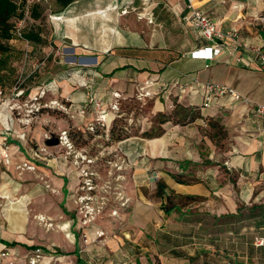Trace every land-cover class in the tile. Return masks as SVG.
I'll use <instances>...</instances> for the list:
<instances>
[{
  "label": "rangeland",
  "instance_id": "374dc122",
  "mask_svg": "<svg viewBox=\"0 0 264 264\" xmlns=\"http://www.w3.org/2000/svg\"><path fill=\"white\" fill-rule=\"evenodd\" d=\"M95 4L91 11L103 12L111 4L120 14L130 10L144 20V0ZM36 5L39 16L32 14ZM25 8L23 31L38 33L41 40L11 38L0 71V238L16 243L0 241V264H79L76 247L89 264H143L135 208L141 203L159 207L156 182L170 180L168 173L179 161L187 170L202 164L228 171L224 130L212 128L205 116L208 111L220 114L212 117L220 121L228 110L204 105L203 92L195 97L197 104H189L178 95L184 81L181 87L172 81L158 84L152 77L144 79V73L131 79L120 73L121 66L110 75L120 55L134 53L109 48L108 38L120 34L119 26L110 33L105 20L83 31L76 23L80 13L62 27L53 17L55 0H27ZM169 13L167 32L176 35L179 29L192 38L191 29L178 27L177 16ZM86 23L93 24L90 18ZM91 36L104 48L93 47ZM175 102L191 106L201 117L179 131L173 119L162 126L161 117L171 114ZM65 132L71 144H47ZM229 180L237 186L235 172ZM179 200L185 214L186 205H194L190 216L176 211L184 222L178 228L188 235V219L205 205ZM208 201L220 206L221 198L212 194ZM200 213L204 218L205 210ZM214 214L206 215L208 229L216 228ZM154 235L165 245L161 234Z\"/></svg>",
  "mask_w": 264,
  "mask_h": 264
},
{
  "label": "crops",
  "instance_id": "0c3cea01",
  "mask_svg": "<svg viewBox=\"0 0 264 264\" xmlns=\"http://www.w3.org/2000/svg\"><path fill=\"white\" fill-rule=\"evenodd\" d=\"M93 1L76 0L59 14L53 12V17L60 20V26L66 27L65 22L74 20V15L82 13L76 23L82 26L83 31L96 28L105 20L109 22L110 33L115 32L119 26L120 34H116L114 40L108 38L109 44H112L109 48L122 46L130 48L126 50L134 53L120 55L121 61L116 62L110 75L118 72L117 67L121 66L120 73L126 72L125 75L131 79L138 73H144V79L152 77L158 82L172 81L180 87L184 81L185 87L181 90L183 94L178 95L191 105L198 103L194 101L195 97L203 92L202 83L207 80L230 85L254 101L264 103V68L237 64L233 57V46L213 59L198 58L192 54L208 42L182 19V13L188 11L189 0H144V20H139L130 10L120 14L111 4L103 12L91 11L98 6L91 5ZM193 4L208 13L220 29L235 27L238 30L235 42L242 44L239 52L246 51V47L251 44L264 51V25L261 20L264 0H193ZM169 12L177 16L178 27L191 29L192 38L179 29L176 35L167 32ZM89 18L92 25L86 23ZM90 39L88 42L93 47L104 48V45L100 47L99 40L95 42L92 36ZM203 94L201 96L204 100ZM216 104L218 110H228V114L220 117L225 132L222 140L228 145L223 164L228 171L210 169L202 164L195 170H187L179 161L173 171L168 173L170 180L158 179L167 184L168 192L173 190L180 195H194L193 201L205 206L204 209L192 212L194 218L188 219L186 226L189 232L185 235L178 228L184 223L183 217L176 213L180 211L185 214L184 205L181 210L174 209L166 213L161 208L162 200L159 207L139 204L133 216L137 223L133 224L137 225L134 229L142 232L136 235L144 248L143 264H264V244H257L258 238L264 239V120L254 116L252 107L229 95L219 97ZM218 115L210 111L205 114L209 118ZM168 122L172 121L167 120L161 125ZM190 123L172 125L179 131V127ZM13 142L21 146L19 141ZM232 172L236 173V187L229 180ZM63 182L67 184V179L63 178ZM212 194L220 196V206H210L212 202L208 200ZM186 206L190 216V209L194 205L189 203ZM203 210L206 212L204 218L199 214ZM209 212L215 213L214 229L206 228V215ZM173 226H177V229ZM156 233L161 234L165 245H160L161 241L154 238ZM0 241L6 244L4 241L7 240L0 238ZM186 245H189V251H184V256L175 254L176 249L182 250ZM94 249L100 253V249ZM74 255L77 258V254ZM79 256L84 259L82 254ZM84 261L89 264L87 260Z\"/></svg>",
  "mask_w": 264,
  "mask_h": 264
},
{
  "label": "built area",
  "instance_id": "2783aa9c",
  "mask_svg": "<svg viewBox=\"0 0 264 264\" xmlns=\"http://www.w3.org/2000/svg\"><path fill=\"white\" fill-rule=\"evenodd\" d=\"M182 19L186 25H189L196 30L198 36L208 42L206 46L194 50L192 52L194 56L203 59H213L222 54L225 50H228L229 47L233 46L235 49L233 57L237 64L250 68H264V51L261 47L251 44L246 47V51L239 52L238 50H241L240 48L242 44L235 42L239 34L238 30L235 27H231L227 30L220 29L217 26V22L208 13L194 6L193 0H189L188 11L182 13ZM261 20L264 25V14L261 15ZM24 21V16L16 21L14 33L19 38H23L24 26L22 24ZM252 53L255 54L257 58H255L256 56L252 55ZM157 83L159 84V82ZM202 86L204 93L203 104L207 107L216 104L219 97L229 95L238 102L243 103L248 107H252L254 116L257 119L264 120V103L254 101L250 97L243 95L241 92L225 83L207 80L202 83ZM58 138L59 142H67L71 144L66 132ZM257 244H264V239L258 238Z\"/></svg>",
  "mask_w": 264,
  "mask_h": 264
},
{
  "label": "trees",
  "instance_id": "16d2710c",
  "mask_svg": "<svg viewBox=\"0 0 264 264\" xmlns=\"http://www.w3.org/2000/svg\"><path fill=\"white\" fill-rule=\"evenodd\" d=\"M23 1V2H21ZM76 0H55V3L58 5V8L54 10V13L59 14L63 9L68 8L71 4H73ZM22 4V5H21ZM25 4L27 6V0H0V71L5 67L6 61L4 55L7 51L10 50L9 40L13 37H17L14 33L15 22L14 18H21L25 15ZM30 4H28L29 6ZM37 5L33 7L32 14L35 16H39L40 14L37 11ZM21 10V12H20ZM23 38L32 41H40L41 37L38 33L33 31L25 32L23 31ZM201 117L199 111L194 110L191 106L175 102L174 109L170 115H163L160 119L161 124L166 122L167 120L173 119L177 123L186 124L193 122ZM208 124L216 129H223L222 124L219 120L214 118H208ZM225 133V132H224ZM215 136V135H212ZM184 182V181H182ZM157 196L161 198L162 204L161 208L166 212L170 213L174 209L181 210L183 203L179 200L180 198L194 200V195H180L176 194L175 191L171 190L168 192L167 184L164 181H157ZM6 244H16L15 242L9 243L8 241H4ZM37 248V247H34ZM77 254V261L82 264H87L84 259H82L79 255L81 254L80 249L78 248L75 252ZM175 254L178 256H184V252L182 250H175Z\"/></svg>",
  "mask_w": 264,
  "mask_h": 264
},
{
  "label": "water",
  "instance_id": "95a60500",
  "mask_svg": "<svg viewBox=\"0 0 264 264\" xmlns=\"http://www.w3.org/2000/svg\"><path fill=\"white\" fill-rule=\"evenodd\" d=\"M46 142L48 145H56L59 143V138L56 136H53L52 138L47 139Z\"/></svg>",
  "mask_w": 264,
  "mask_h": 264
},
{
  "label": "bare ground",
  "instance_id": "6f19581e",
  "mask_svg": "<svg viewBox=\"0 0 264 264\" xmlns=\"http://www.w3.org/2000/svg\"><path fill=\"white\" fill-rule=\"evenodd\" d=\"M84 64H86V63H90L88 60H86V62H83ZM69 224V223H68ZM67 224H64V225H62L61 226V228H62V230L63 229H67ZM66 235V237L69 239V241L71 240L72 241V235L70 234V233H67V234H65Z\"/></svg>",
  "mask_w": 264,
  "mask_h": 264
}]
</instances>
